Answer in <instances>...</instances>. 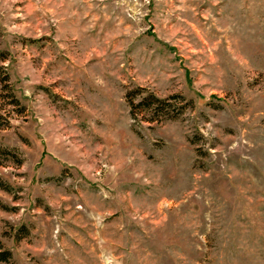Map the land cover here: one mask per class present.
<instances>
[{
	"label": "rangeland",
	"instance_id": "1",
	"mask_svg": "<svg viewBox=\"0 0 264 264\" xmlns=\"http://www.w3.org/2000/svg\"><path fill=\"white\" fill-rule=\"evenodd\" d=\"M0 66V264H264V0H0Z\"/></svg>",
	"mask_w": 264,
	"mask_h": 264
},
{
	"label": "trees",
	"instance_id": "2",
	"mask_svg": "<svg viewBox=\"0 0 264 264\" xmlns=\"http://www.w3.org/2000/svg\"><path fill=\"white\" fill-rule=\"evenodd\" d=\"M5 58V57H4ZM10 77L4 67L0 66V84L5 92L8 93V98L10 102L14 106H19L20 103L18 99L13 95L10 84ZM143 89L139 88L137 90L129 91L126 95L127 102L131 108V114L135 116L136 112H143L149 111L153 114H164L167 117L173 118L174 115H170L172 105L167 103V101L161 100L154 96L153 94H149L143 97ZM137 98H141L139 102H136ZM0 119L2 116L0 115ZM0 155L2 156H11L13 155L12 151L6 149H0ZM15 156V155H14ZM18 164H21V161L17 160ZM0 188L5 191H10L9 187H7L1 180H0ZM9 252L0 253V262L7 261L10 258Z\"/></svg>",
	"mask_w": 264,
	"mask_h": 264
}]
</instances>
